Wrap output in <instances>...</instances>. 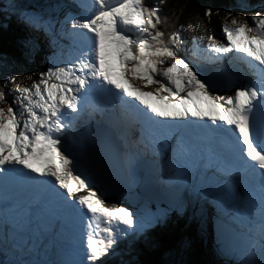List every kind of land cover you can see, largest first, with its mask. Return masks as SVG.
Masks as SVG:
<instances>
[{"label":"snow or ice","instance_id":"6c2138e0","mask_svg":"<svg viewBox=\"0 0 264 264\" xmlns=\"http://www.w3.org/2000/svg\"><path fill=\"white\" fill-rule=\"evenodd\" d=\"M76 6L63 19L17 10L53 50L38 82L12 101L21 104L20 118L11 106L0 108V187L16 194L12 207L20 221L0 224V264H116L130 241L150 240L171 223L173 213L145 216L115 202L103 207L91 187L86 196L74 194L92 176L75 159L73 121L98 97L118 108L125 127L139 130L124 154L128 182L138 180L142 157L159 156L175 213L189 203L193 213L202 203L225 214L250 209L259 216V259L253 239L242 264H264V16H252L251 24L231 19L222 29L226 44L208 34L192 39L210 60L233 52L248 58L253 78L238 86L236 69L208 75L190 66L176 51L183 26L161 31L158 6L145 0H78ZM65 39L70 43L62 46ZM25 48L40 55L38 40ZM127 75L145 87L158 85L155 94L130 85ZM218 84L233 94L213 95ZM5 97L0 92V101ZM178 189L182 197L175 196Z\"/></svg>","mask_w":264,"mask_h":264},{"label":"rangeland","instance_id":"374dc122","mask_svg":"<svg viewBox=\"0 0 264 264\" xmlns=\"http://www.w3.org/2000/svg\"><path fill=\"white\" fill-rule=\"evenodd\" d=\"M72 1H74V0H72ZM166 1L167 0H163V2H161V0H145L147 5L158 6V7L162 4H164ZM4 4L7 5V2L3 1V3H1V5H3V6H4ZM57 5L59 6V4L53 3V5L51 7L50 6L47 7L46 10L48 11V17H53L56 19H63L65 17L64 14L67 13V11L68 12L70 10L73 11L66 4H62V7H60V8H62V10L65 12V13H63L62 10L57 8ZM64 5H65V7H63ZM243 12L244 11H242L241 13H243ZM241 13H239V12L237 14L232 13L233 15H231L230 18L233 19ZM257 13H259L261 16H264V6L260 7V8H256L254 10H251L242 18L248 20L249 23L251 24V17L256 15ZM15 14H16L15 18H19L18 12ZM0 15H2V17H4V18H8L10 16V14L9 15L7 14V10L5 8H0ZM19 19H20V21H19L20 23L25 24V26H28L26 23H24L22 21L21 18H19ZM215 19L217 20V29H216L218 32L217 38H218V40L220 38H222V40H223L222 42L226 44L227 42L224 39V34H223L222 29H223L224 25L229 24L230 22L227 20V18H224L221 16L215 17ZM57 28H59V25H57ZM27 29L32 30V28L29 26L27 27ZM182 35L184 36L183 46L177 47L176 51L186 60V62L189 63L190 66L194 67L197 71H200L201 74L207 73L208 75H214L218 72L217 69H215L216 67H219L221 65L223 68L228 67V64H231L235 60L236 55H233V54H229L230 55L229 59H225V60L223 59L221 61L210 60L209 56H211L212 54L208 53L206 50L200 51L198 46L195 49L193 47L192 39L194 37L198 36V34H192L191 32L186 31ZM137 37L142 38V34H137ZM37 40L39 41V43L41 45V52H40V55L32 57L33 59L31 58L32 59V61L30 62V64H31L30 65V69H31L30 73L31 74H29V72L21 73L20 70L15 69L13 72H11L7 76V80H8L9 76H15L16 80L14 82L8 80V81H6V84L0 88V92H4L6 94L5 100L0 101V108L4 109L6 111L7 108L9 106H11L13 108V110L17 113L18 118H20L19 112L22 110L21 104H20V102H17L15 104L12 103V101L15 100L16 97L19 95L18 90L23 89L25 87H31V85L33 83L38 82L40 73L43 71H46L47 67L50 64V60H48L46 58L47 56H49L51 54V52L53 50L50 42L44 37V35L42 33H40L38 35ZM68 43H70L69 40H64L62 42V46L66 45ZM205 43H208V41H205ZM64 51H65V58H66L68 49L65 47ZM203 54L206 55L205 56L206 58H204ZM168 62H170V61L166 60L165 64H163V65L158 64L156 66L158 68H163V67L167 66ZM208 63H211V64L208 66ZM214 70H216V71H214ZM214 72H216V73H214ZM129 76H130V78L126 77V79L129 80L128 82L130 85H132L135 88H139L142 91L152 92L155 94V92L158 88V85H149V86L145 87L144 86L145 82L141 81L139 79V77L134 78L131 75H129ZM226 91H227L226 85L218 84L216 86V88L214 89V92L212 94L213 95H228L229 93H228V91L227 92ZM162 94L167 95L166 93H162ZM25 103H26V101H25ZM25 116H26V113H25ZM95 127L96 126L92 127V129ZM84 129H85V131H84ZM90 129L91 128H87V126L85 124L78 126L75 123H73L72 132H71V136H70V143L72 144V146L74 148V156H75L76 161H79V160H77L79 158V153H78V150L76 148L77 140L75 139L76 138L75 133L80 132V134L82 135L84 132H86V134H89ZM81 130H83V131L81 132ZM81 135H79V136H81ZM61 147H63V145ZM151 159L158 160L157 157L151 158ZM123 167L126 171V178L125 179L128 182V180H127V168H126L125 162L123 163ZM159 172H161V171H159ZM143 174H144V172H143ZM138 175H139V173H138ZM143 179L146 181H149V182L151 181L145 177H143ZM155 182H154V184H155ZM140 183H141L140 177L138 178V180L134 184H130L128 182L127 187L128 188L130 187L129 193L119 195L114 189L106 187L103 183L102 177L99 175L98 177H95L94 179H92L88 184H86L84 189H80L79 191H76L74 194L86 196L88 194L86 189L91 187L93 189V195H95L97 199L101 200V206H103V207H107L109 205V203L115 202V203L120 204L121 206H129V207L134 208L137 211H140V213L145 212L146 214H147V212H149L150 207L151 208L156 207L158 212H159V215L165 214V213H173L171 223H173L175 221V219H177V217H180V213H178V214L175 213V210L173 207V196L167 190V188L159 190L158 185L156 187L148 188L149 191L152 190L153 192L150 193V195L144 196V198L150 197V198H152L153 201L150 202L148 200L149 198L148 199H142L141 198V200H139L140 195L138 192L139 191L138 187H139ZM151 185H153V184H151ZM145 193H149V192H145ZM182 194H183L182 190L178 189L175 193V196L176 197H182ZM157 198L159 199V202H158L159 204L156 202ZM205 205H206V203H204V204L202 203L197 208L195 213H193V211H192V204L188 205L189 213H191L190 214L191 217L189 220V228H187V230L190 232V234H192L193 237H196L194 230H196L197 233L200 235L199 240L202 241L203 245L202 244L199 245L200 248L196 247V249H199V250H197V252L201 251V253L203 254V255L202 254L201 255L203 256L202 258L204 260V264H242V260L248 251V244L251 240L254 239V234H256L257 236L260 237V227H259L258 214L255 216L250 215L251 217L247 218V220H246V218H245L246 216L244 214L241 215V217H243V219L246 221V223H244V225H246V229L248 230V232H249V230H250V232L252 231L250 229L251 227H252L253 231H252V234L247 233L246 243L243 244L244 248H240L241 250L238 251V258L239 259L235 258L237 261L234 262V261L230 260L231 257L235 254L234 247H232L233 246L232 243H234L233 238L230 237L231 240L229 239V241H228L229 244L226 246L227 239L222 241V239H224L223 237H224L225 232L223 230H221L222 234L219 235V233H218V226H219V224L217 225L218 219L221 220V223H223V224H226L225 222L228 220L223 215L221 218H216V220H217L216 221L214 218V215H213L215 212L213 213L208 207L206 208ZM211 207H213V209L217 212V209H216L217 207H214L213 205ZM217 214H218V212H217ZM229 216L231 218V223L229 222V223H227V225H232L233 227L234 226L236 227L237 226V224H236L237 223V214L234 215L233 213H230ZM205 221H207V222H205ZM205 226H207L208 228L210 227V229L208 230L207 227H205ZM247 226H250V227L248 228ZM203 230H205V233ZM202 231L204 234H210L211 235V238L209 239V243L212 246H214V244H217V246L215 245L216 247L215 246L209 247L210 245H208L207 242L205 241V238L203 237V234L201 233ZM232 237H233V235H232ZM138 241H140V240H138ZM138 241H136V242H138ZM131 243H132V241H130L128 243L126 250L116 260L117 263H119V264H133L132 262H129V261H132V259L135 258V255H138L139 252L132 253V251L129 250V247H130L129 244H131ZM256 245H257V252H259V245L260 244L257 241H256ZM147 247L149 249H152L150 246V243H148ZM206 248H209L210 252H213L216 249L223 250L222 252H223V255L225 257L223 259L219 258V261L214 259V258H213L214 262H212L211 259H210V262L208 260L206 261V258H205L206 254L204 253L207 250ZM216 254H217V251H216ZM132 256H133V258H132ZM212 257H213V253H212ZM0 259H3V257L0 256Z\"/></svg>","mask_w":264,"mask_h":264},{"label":"trees","instance_id":"16d2710c","mask_svg":"<svg viewBox=\"0 0 264 264\" xmlns=\"http://www.w3.org/2000/svg\"><path fill=\"white\" fill-rule=\"evenodd\" d=\"M3 1H6L7 5H1ZM34 3L35 0H0V8H5L7 14H10L8 18H4L0 15V88L6 84V81H8L7 76L15 69L20 70L21 73L29 72V74H31L30 62L33 58L27 54L25 42L28 40H37L38 34L33 29H27L28 26H25V24L20 23V19L15 18V13H17V10H21L29 5L34 7ZM263 6L264 0H167L164 4L159 6L161 19L164 21L159 27L160 30L166 34L181 26H183L184 29L182 34L188 30L198 35L209 34L212 29L211 35L216 39L218 36H216L217 34H215L214 30L217 26L215 17L221 16L227 18L230 22L232 18L227 15L228 13L237 14L238 12L241 13L244 11L235 17V19H241L251 10ZM206 9L211 10V16L204 15ZM189 25H191V27H189ZM91 176L92 180L97 176V173L92 170ZM157 180L158 182L161 181V176L159 177L158 175L155 181ZM190 214L188 209L182 216L177 217L172 224L169 226L167 225L163 231L158 232L152 238V242L158 248L154 253L147 252L139 242H132L129 244V250H131L132 253L139 252V254L135 255V258L129 262L133 264H180L177 260L181 261V259H179L173 251L177 249L181 253L180 247L172 248V252H168L166 250L163 251L161 246L164 247L168 243H175L176 246L181 245L180 240H184V238L186 236L188 237L190 234L187 230V228H189ZM207 229L209 230L210 227H207ZM194 231L196 237H193V239L197 248H200L199 245L202 244V241L199 240L200 236H198L199 234L197 231ZM258 241L261 242L260 238ZM208 245H210L209 247H214L210 243ZM170 246L171 245L168 247ZM206 249L207 250L204 252L206 254V261L218 257L215 251L210 252L209 248ZM201 254V251L197 252L198 261L196 260V262L204 261L202 258L203 254ZM183 257V253H181V258ZM183 263L186 264L185 262Z\"/></svg>","mask_w":264,"mask_h":264},{"label":"water","instance_id":"95a60500","mask_svg":"<svg viewBox=\"0 0 264 264\" xmlns=\"http://www.w3.org/2000/svg\"><path fill=\"white\" fill-rule=\"evenodd\" d=\"M102 129H105V131L102 132L100 130L101 134L99 136H96V138H89L87 140H83L82 137L76 136L75 138L77 140L76 146L80 153V160L85 165L93 167L100 173L104 185L106 187L110 185V187H112L119 194H128L130 188L127 187L128 182L125 179V169L123 167L121 151L119 150L117 141L114 135L110 132V130H108L107 128H102ZM92 141L95 142L91 143ZM81 145H87L88 150L86 152L83 151ZM107 174L111 175L112 178L111 182L109 181ZM140 192L145 193L146 189L145 188L141 189ZM211 206L212 204L210 203H206L205 205V207L206 208L208 207L213 213L215 212L213 214L215 218H221L224 215L228 220L225 222L226 224H223L221 223V220L218 219L220 230H223L225 232L223 237L224 239H222V241L227 239L226 241V246H227L229 244L228 241L230 239L227 230L228 228L231 227V225H227V223L230 222L229 216L225 214V212L218 210V208H216L218 212L217 214V212ZM186 241L188 242L187 247H185ZM138 242L149 253H154L158 250V248L152 242V239L146 241L140 240ZM148 243H150L152 249H149L147 247ZM180 243L181 245H177V246L175 243H168L164 247L161 246V248H163V251L166 250L168 252H172V248L180 247V251L181 253H183L184 256L183 258H181V253L179 252V250L177 249L173 250L175 252V255H177L179 259H181V261L176 259L178 262H180V264H184L183 262H185L186 264H196V263L204 264V261L196 262V260L198 261L197 249H196L197 246L195 244L192 234H189L188 237L186 236L184 240H180ZM169 245L171 246L168 247ZM222 251L223 250L217 249L218 258L223 259L225 257ZM116 264L119 263L116 262Z\"/></svg>","mask_w":264,"mask_h":264},{"label":"bare ground","instance_id":"6f19581e","mask_svg":"<svg viewBox=\"0 0 264 264\" xmlns=\"http://www.w3.org/2000/svg\"><path fill=\"white\" fill-rule=\"evenodd\" d=\"M51 3H56V4H61L62 2H64L66 5H68L73 11V12H68L66 13L65 15H74L76 14L79 9L77 8V3H78V0H50ZM67 40V39H65ZM66 43V42H65ZM230 54H233V55H236L235 57V60L234 62H232L231 64H228V67L229 68H233V69H236L238 70L239 74H240V78L239 80H243L244 82H247L248 81V75L251 74L249 68H248V65L244 62L245 60L247 59H241V57L243 56V54L240 55V53H230ZM204 58H206L205 54H203ZM230 58V55L228 54L225 58V59H229ZM211 63H208V66L210 65ZM215 64V63H214ZM216 65V64H215ZM222 65L219 66V67H216L215 69H217V71H219L220 69H222ZM216 71V70H214ZM216 73V72H214ZM126 77L130 78L129 75H127ZM131 80V79H130ZM129 81V80H128ZM242 81V82H243ZM240 82L238 84V86H241L243 85V83ZM225 90V89H224ZM227 92V91H226ZM229 93V92H228ZM167 94V93H166ZM229 94H233V93H229ZM163 95V94H162ZM166 96V95H165ZM99 98H96L94 99L92 102H91V106L89 107V109L86 110L87 107H85L83 109V111L79 114V116L76 117L75 121H78L79 120V125H82V118L84 120H87L86 126L87 128H92L94 126H98V125H101V122H106V123H109V125L112 127V129L114 130V132L117 134V135H121L123 137V143H124V147L120 148L124 154L129 150V147L130 145L133 143V140L134 138L135 139H139V130L138 129H129L127 127H125L123 125V123L120 121V119L118 118V108H115L113 105H110V104H105V103H100L99 101ZM110 103V102H109ZM97 107V108H95ZM95 108V110H94ZM88 124V125H87ZM89 130V129H88ZM101 130L102 132L105 131V129H102L101 127H97L95 128V130L93 131L92 135L95 134V132ZM90 133V132H89ZM119 133V134H118ZM101 133L99 131V133H97L93 138H96V136H99ZM134 134H135V137H134ZM76 136L78 135H81L80 132H76L75 133ZM91 135V136H92ZM138 136V137H137ZM92 140H95V139H92ZM95 141H92L91 143H94ZM158 160H153L149 157H144L145 161H146V164H150L152 166L155 167V174L152 176V179L150 178V176H147V179L148 180H151L150 182L149 181H146L147 182V185H148V188H151L153 187L154 185V182L157 178V176L160 174V158L157 156ZM162 162V161H161ZM141 163V164H140ZM139 169L140 171L144 172L143 171V165H144V162L142 161H139ZM141 167L143 169H141ZM99 168V167H98ZM92 171V170H91ZM159 173V174H157ZM108 175V179L109 181L111 182L112 181V178H111V175L110 174H107ZM99 176V174H98ZM103 180V179H102ZM152 182V183H151ZM104 183V182H103ZM153 184V185H151ZM109 185V184H108ZM108 188H111L113 189L112 187H110V185L108 186ZM146 189V191H149V189ZM2 221H7L8 223H12L15 222V218L13 216L12 213L10 212H5V210H2ZM7 213V214H6ZM238 216H239V220L242 219L241 215H245L246 217L245 218H249L252 216V213H251V210L246 211V210H242V211H239L236 213ZM251 215V216H250ZM247 220V219H246ZM249 221V220H248ZM245 222V221H243ZM0 224H3V223H0ZM251 224V223H250ZM34 226V225H33ZM246 230V231H245ZM242 229V227L240 228L239 227V232H240V235L234 240V243H233V246H235L236 244L238 243H246V236H247V229ZM204 233H205V230H203ZM203 231L201 232L203 234V237L205 238V241L207 242V244H209V239L211 238V235L210 234H204ZM46 239V238H45ZM217 243V242H216ZM216 244H214L215 246ZM232 246V247H233ZM241 248H244V246L242 245ZM255 256H258L259 257V252L256 253ZM216 260H219V259H216ZM236 260V259H235ZM210 262V261H209ZM216 262V261H215ZM217 263V262H216Z\"/></svg>","mask_w":264,"mask_h":264}]
</instances>
